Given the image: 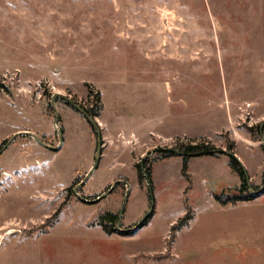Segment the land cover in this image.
I'll return each instance as SVG.
<instances>
[{
  "label": "rangeland",
  "instance_id": "374dc122",
  "mask_svg": "<svg viewBox=\"0 0 264 264\" xmlns=\"http://www.w3.org/2000/svg\"><path fill=\"white\" fill-rule=\"evenodd\" d=\"M55 93L99 125L77 189L96 132L59 97L55 127ZM24 131L53 149L0 153V264H264V0H0V150ZM193 141L228 154L190 157L187 180L158 151Z\"/></svg>",
  "mask_w": 264,
  "mask_h": 264
},
{
  "label": "trees",
  "instance_id": "16d2710c",
  "mask_svg": "<svg viewBox=\"0 0 264 264\" xmlns=\"http://www.w3.org/2000/svg\"><path fill=\"white\" fill-rule=\"evenodd\" d=\"M88 91V98H91L93 96V91L91 90H87ZM94 98V101L97 102L98 101V95L97 93L94 94V96L92 97ZM97 104V103H96ZM84 110L91 116L94 117V108L90 107L88 108H84ZM193 142H197V141H193ZM175 150L182 152V154L176 153ZM158 153H160L161 158H170L173 156H181L182 158V168H181V174L187 178H189V174L187 173V163H188V159L192 156H199V155H210V156H218L219 154H223L224 152L221 151L220 149L215 148L212 144L209 143H204V142H197V143H183V144H178L177 147L175 149H160L158 151ZM228 166L230 167L231 171H233V173L237 174L241 180V184L240 187H238L239 192H243V190H246L247 192H250V189L246 183V175L244 173V170L241 166V164L237 161V159L233 156V154L228 155ZM147 162H145V160L142 162V165L144 166ZM138 167V181L139 184L142 185V182L144 181V177L146 180H149L150 175H151V168L149 166H144V168H142V166L140 167V165H137ZM143 170L145 171V173H142ZM149 182V181H148ZM214 198L218 201H220L219 196H214ZM255 198V195L249 194L245 197H233V198H227L226 201L221 202V203H233L235 201H241V200H252ZM186 204V213H184V215L180 218H178V221L176 222V224H174L171 228V233L174 231H176L177 229H179L182 225H184L185 223H187L191 218H192V213L189 209V206L187 205L186 200L184 201V205ZM98 221L103 229V231L107 232V233H113V232H117V230L115 229V226L117 224L118 221V215L115 212H111L108 211L106 209L104 210H100L98 212Z\"/></svg>",
  "mask_w": 264,
  "mask_h": 264
},
{
  "label": "water",
  "instance_id": "95a60500",
  "mask_svg": "<svg viewBox=\"0 0 264 264\" xmlns=\"http://www.w3.org/2000/svg\"><path fill=\"white\" fill-rule=\"evenodd\" d=\"M56 97H59V98H62V99H64L66 102H68L72 107H74L77 111H79L82 115H83V117H85V119L89 122V124L94 128V130H95V132H96V138H97V141H96V150H95V156H94V163H93V166L90 168V170L88 171V173L85 175V177L80 181V183L75 187L76 189L79 187V186H81L84 182H86L87 181V179L92 175V173L94 172V170H95V168H96V166H97V164H98V162H99V159H100V155H101V147H102V143H101V135H100V131H99V125H98V123H97V121H96V118H94V117H91L85 110H84V107L82 108L79 104H77V103H75V102H73L72 100H70L68 97H66V96H64V95H62V94H59V93H55V94H53L52 96H51V101H50V104H51V106L53 107V110H54V119H53V123H54V125H55V127L58 125V115H57V110H56V108H55V106H54V100H55V98ZM57 130H58V128H57ZM22 134H26V135H29V136H31L34 140H36L37 142H39L40 144H42V146L44 145V146H46V147H48V148H52L53 149V147H51V146H49V145H45L35 134H33V133H31V132H28V131H24V132H19V133H16V134H14V136H12L6 143H5V145H3V147L1 148V150H0V153L13 141V139L16 137V136H19V135H22ZM58 134V137H59V144H61L62 143V136H61V134H60V132H58L57 133ZM55 149V148H54ZM175 152L176 153H179V154H182V152H180V151H177V150H175ZM225 154H228V152H226V151H223ZM234 156V155H233ZM235 157V156H234ZM237 159V158H236ZM143 172L145 173V171L143 170ZM117 182H119V181H115L111 186H110V188H109V190L110 189H112L115 185H116V183ZM148 185H149V182H148ZM73 190H75V189H73ZM108 190V191H109ZM264 191V185L262 186V188H261V190H260V192H257V193H261V192H263ZM126 192H128V190H126ZM255 194H256V192H255ZM76 195H77V197L80 199V200H82V201H85L86 203L87 202H91L90 200H87V199H84L83 197H81L80 195H78L77 193H76ZM126 196H127V194H125V196H124V200H123V203H124V201H125V199H126ZM100 199V197H98L97 198V200H99ZM93 202H95L94 200H93ZM145 220V218L142 220V221H144ZM120 221H121V211L119 212V214H118V221H117V224H116V230H118V231H127V230H121L120 228H119V224H120ZM141 226V223L136 227V229H138L139 227ZM128 231H130V230H128Z\"/></svg>",
  "mask_w": 264,
  "mask_h": 264
},
{
  "label": "bare ground",
  "instance_id": "6f19581e",
  "mask_svg": "<svg viewBox=\"0 0 264 264\" xmlns=\"http://www.w3.org/2000/svg\"><path fill=\"white\" fill-rule=\"evenodd\" d=\"M162 254V253H161ZM156 259V258H155Z\"/></svg>",
  "mask_w": 264,
  "mask_h": 264
}]
</instances>
